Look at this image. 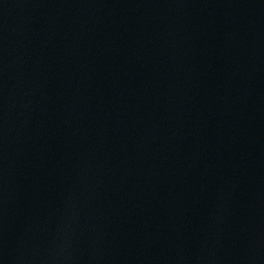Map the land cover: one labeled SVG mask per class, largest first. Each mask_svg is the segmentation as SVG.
Wrapping results in <instances>:
<instances>
[{
    "label": "water",
    "instance_id": "obj_1",
    "mask_svg": "<svg viewBox=\"0 0 264 264\" xmlns=\"http://www.w3.org/2000/svg\"><path fill=\"white\" fill-rule=\"evenodd\" d=\"M0 264H264V0H0Z\"/></svg>",
    "mask_w": 264,
    "mask_h": 264
}]
</instances>
